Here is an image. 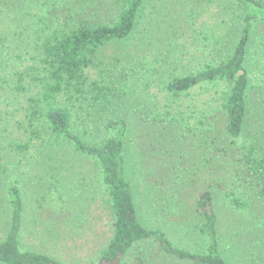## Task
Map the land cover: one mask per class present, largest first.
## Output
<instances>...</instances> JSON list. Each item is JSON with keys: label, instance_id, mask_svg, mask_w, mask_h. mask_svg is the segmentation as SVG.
<instances>
[{"label": "rangeland", "instance_id": "obj_1", "mask_svg": "<svg viewBox=\"0 0 264 264\" xmlns=\"http://www.w3.org/2000/svg\"><path fill=\"white\" fill-rule=\"evenodd\" d=\"M225 2L146 0L147 11L133 37L102 48L98 58L104 64L91 72L96 81L116 88L117 103L106 110L85 107L76 120L87 131L82 137L90 144H99L108 136L106 119L127 120L128 178L140 217L145 225L164 229L177 247L196 250L200 244L194 226L190 225L191 215L184 207L189 205L192 208L193 197L206 186L204 179L208 176L207 170L215 167L213 172L217 186L214 185L212 191L225 237V256L230 264H262L263 261H257L262 258L260 253H249L248 248L253 246L256 250L257 240L264 242V200L258 198L252 186L241 181L236 174L237 145L221 136L219 144L226 151L217 155L216 150L209 147L210 144L200 145V130L197 138L192 134L197 133L199 127L196 124L202 116L199 114L193 118L189 110L200 111L203 102L216 98L221 89L206 85L181 98L166 92L169 78L175 74H191L206 62V52L202 51L204 32L208 37L213 31L225 34V48L238 40L239 17L229 19L227 24L220 22ZM121 7V0H0L1 129L4 120H8L9 134L26 140L21 128L27 126V116L36 110L30 106L29 99L42 92L33 79L42 73L39 58L44 39L56 28H65L72 23H111L117 18ZM261 31L264 33V26H261ZM168 54L171 59L165 58ZM109 63L112 65L109 66ZM152 63L153 68H148ZM27 74H30L29 78ZM255 77L258 88L254 103L261 104L260 112L264 115V70H257ZM172 116H177V120ZM187 117L186 124L184 120ZM217 117L222 120L220 114ZM20 120L24 123L21 127L17 124ZM248 139L246 135L241 141L247 143ZM52 150L53 159L46 165L38 163L26 166L22 168V177H18L19 171H16L18 184L30 211L22 248L48 254L66 263H95L112 235L108 198L102 187L99 168L93 159L75 155L62 143H57ZM48 165L59 169L58 193L64 198L66 206L73 208V214L79 217L62 229L64 233L58 242L51 235L55 232L49 233L51 226L38 224L32 213L33 200L43 194L42 179ZM197 168L202 173L198 190V186L189 181L188 195L173 198L172 193H167L173 190L170 183L161 187L162 180L167 178L160 176L159 171L170 169L172 173L169 179L181 181L177 174ZM3 170L0 169V199L6 194L8 183L15 180L14 176L5 174ZM229 194L250 202L252 207L246 211L234 208L228 202ZM0 227L2 239L8 224L2 220ZM149 247L141 249L149 251L152 248ZM136 256L137 250L134 249L124 264H133Z\"/></svg>", "mask_w": 264, "mask_h": 264}, {"label": "trees", "instance_id": "obj_2", "mask_svg": "<svg viewBox=\"0 0 264 264\" xmlns=\"http://www.w3.org/2000/svg\"><path fill=\"white\" fill-rule=\"evenodd\" d=\"M224 1L220 22L227 24L229 19L238 16V40L225 48V34L213 31L208 37L204 32L202 51L206 52V62L191 74H175L169 78L166 92L181 98L206 85L221 89L216 98L203 102L200 111L189 110L193 118L199 114L202 116L196 124L199 127L195 128L197 133L192 134L197 138L200 130V145L210 144L212 147H209L216 150L217 155L226 151L219 144V137L224 136L237 145L236 174L241 181L252 186L258 198L264 200V115L260 112L261 104L254 103L258 88L255 73L264 70V33L261 31V26H264V0ZM121 5L117 18L111 23H72L65 28H56L44 39L39 58L42 73L33 79L40 85L38 88L42 92L29 99L30 106L37 111L34 109L27 116L29 121L26 127L22 120L17 123L19 127L23 125L21 129L26 140L9 134L8 120H4V126L0 128V169L4 168L5 174L15 177L8 183L6 194L0 199V221L4 220L8 224L5 237L0 239V264H71L45 253L22 248L30 211L17 180L23 175L22 168L49 163L53 159L52 149L57 143L68 146L75 155L95 161L108 198L112 235L106 248L92 264H124L134 249L137 250V256L133 264H230L223 248L225 237L212 191L214 185L217 186L214 179L216 174L213 172L215 167L207 170L208 176L204 179L206 186L193 197L192 208L189 205L184 207L191 215L190 225L194 226L200 240L196 250H188L177 247L164 229L149 227L140 217L128 178L127 120L106 119L108 136L99 144H90L82 137L87 131L79 126L76 117L85 111V107L106 110L117 103L116 88L92 78V70L104 64L98 58L100 50L112 43L130 40L147 11L146 0H121ZM170 50L171 47L168 52ZM165 58L171 59L169 54ZM175 60L179 61L178 58ZM153 65H148V68H153ZM218 114L222 120L217 117ZM176 117L172 116V119L176 121ZM184 121L188 122V117ZM79 129H82L81 132ZM250 130L252 132H248ZM246 135L248 142L243 143L241 140ZM45 168L43 194L33 200L32 213L38 224L51 226L48 228L49 233L55 232L51 235L58 242L63 236L62 229L79 217L73 214V208L66 206L64 198L58 193L56 184L59 182V169L50 165ZM219 168L225 172V169ZM16 171H19L18 177ZM159 173L167 178L162 180L161 187L168 183L173 186V190L167 192L172 193L173 198H177L176 195L180 198L184 194L188 195L189 181L198 186L196 190L202 183L200 168L177 174L181 181L169 179L172 173L170 169ZM227 198L238 210L246 211L252 207L250 202L238 199L234 194L227 195ZM255 245L256 250L251 246L248 251L255 255L260 253L262 258L257 261H263L264 264V242L257 240ZM149 246L152 247L149 251L141 249ZM148 254L151 255L147 257Z\"/></svg>", "mask_w": 264, "mask_h": 264}]
</instances>
